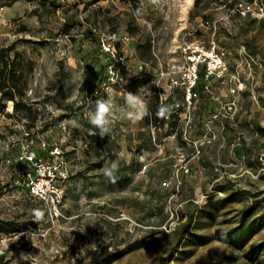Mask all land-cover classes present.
I'll return each mask as SVG.
<instances>
[{
  "label": "rangeland",
  "instance_id": "1",
  "mask_svg": "<svg viewBox=\"0 0 264 264\" xmlns=\"http://www.w3.org/2000/svg\"><path fill=\"white\" fill-rule=\"evenodd\" d=\"M0 44L33 62L31 110L0 112L3 264H264V0H0ZM125 90L169 114L129 122ZM247 210L259 230L223 241Z\"/></svg>",
  "mask_w": 264,
  "mask_h": 264
},
{
  "label": "trees",
  "instance_id": "2",
  "mask_svg": "<svg viewBox=\"0 0 264 264\" xmlns=\"http://www.w3.org/2000/svg\"><path fill=\"white\" fill-rule=\"evenodd\" d=\"M12 49L4 47L0 44V112H4L7 106V101L14 103V113L20 114L23 111L28 112L31 106L26 100L27 87L30 72L33 70V62L31 60L24 61L20 57L19 52L12 54ZM144 84V81L138 83L137 86ZM208 86L205 72L197 74L195 83L190 90H193L195 95L201 94ZM162 104L161 95L159 92L152 94L148 102V115L146 120L150 121L152 118H157L156 112L158 107ZM165 104V103H163ZM182 110L180 104L171 109V114L178 113ZM9 116L12 114L7 113ZM179 114V113H178ZM29 118L31 115H27ZM170 117V116H169ZM177 122L171 121L168 127V135L174 134L177 131ZM17 230V225L12 221H5L0 219V232L11 233ZM259 230L255 218H251V213L247 210L239 225L231 228L222 234V240L231 243L237 247H243L250 238ZM4 256H1L0 264H3Z\"/></svg>",
  "mask_w": 264,
  "mask_h": 264
},
{
  "label": "clouds",
  "instance_id": "3",
  "mask_svg": "<svg viewBox=\"0 0 264 264\" xmlns=\"http://www.w3.org/2000/svg\"><path fill=\"white\" fill-rule=\"evenodd\" d=\"M150 3L154 6H159L162 3V0H150ZM141 9L137 10V14H140ZM123 100V114L124 117L131 123H137L142 121L147 115L148 112L146 110V105L142 96L139 92H132L125 90L122 93ZM170 112V105L161 104L156 112V116L158 118H166ZM114 115V107H113V96L111 90H106L105 98L98 99L95 101L94 109L88 113L87 119L89 124L98 130V134L100 138L110 137L112 132V117ZM74 126H76V122L74 121ZM119 171V159L112 161L110 164L106 163L104 167L101 169V172L104 178L112 183L116 182L117 172ZM37 218H39V214H37ZM89 251H96V244L92 243L90 245H86L81 250V255L87 256Z\"/></svg>",
  "mask_w": 264,
  "mask_h": 264
},
{
  "label": "built area",
  "instance_id": "4",
  "mask_svg": "<svg viewBox=\"0 0 264 264\" xmlns=\"http://www.w3.org/2000/svg\"><path fill=\"white\" fill-rule=\"evenodd\" d=\"M194 75H195V80H196V77H197L196 71H195V74ZM195 80L193 81V83H195Z\"/></svg>",
  "mask_w": 264,
  "mask_h": 264
}]
</instances>
